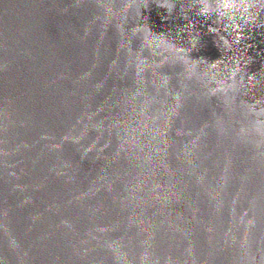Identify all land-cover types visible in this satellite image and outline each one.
<instances>
[{"label": "water", "instance_id": "water-1", "mask_svg": "<svg viewBox=\"0 0 264 264\" xmlns=\"http://www.w3.org/2000/svg\"><path fill=\"white\" fill-rule=\"evenodd\" d=\"M0 264H264V0H0Z\"/></svg>", "mask_w": 264, "mask_h": 264}]
</instances>
